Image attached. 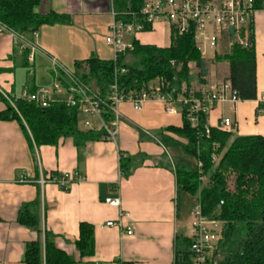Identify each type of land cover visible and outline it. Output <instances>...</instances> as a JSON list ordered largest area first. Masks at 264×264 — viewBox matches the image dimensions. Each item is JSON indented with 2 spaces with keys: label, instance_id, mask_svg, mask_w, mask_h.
Returning <instances> with one entry per match:
<instances>
[{
  "label": "crops",
  "instance_id": "crops-1",
  "mask_svg": "<svg viewBox=\"0 0 264 264\" xmlns=\"http://www.w3.org/2000/svg\"><path fill=\"white\" fill-rule=\"evenodd\" d=\"M111 10L110 0H43L39 13L52 11L69 18V23L43 26L31 41L37 51L32 56L29 52V57L10 32L0 30V87L19 99L25 91L34 93L60 81L56 70L47 84L37 77L38 60L56 63L71 73L77 62L93 57L114 61V52L106 43L113 23ZM259 14L254 18L257 100L241 101L234 108L217 105L208 115L211 128L219 126L223 118L233 120L236 136H264V14ZM136 40L166 49L171 44V30L159 21ZM205 62L208 74L204 82L191 65L190 89L197 93L220 85L229 76L228 64L215 59ZM260 105L263 111L258 115ZM227 108L233 111V118L227 116ZM6 110L7 103L0 102V264H25L26 246L38 236L22 226L19 217L34 203L38 206L31 211L40 220L43 239L45 232L52 234L55 246L75 264H176L179 238H191L192 214L199 202L176 176L179 168L196 170L197 159L181 146L165 147L158 139L168 128H182L183 115L178 109L168 115L161 103H145L141 111L124 103L119 107L122 119L116 141L102 139L77 146L67 138L56 147L33 149L19 122L1 119ZM80 129L86 130L81 125ZM123 156L134 161L127 178L120 170ZM64 174H78L83 180L70 189L40 183L41 178ZM108 199H119L121 207L109 206ZM121 212L130 215L123 225L132 230L131 236L107 227L120 220ZM83 223L94 228L92 258H81L76 248Z\"/></svg>",
  "mask_w": 264,
  "mask_h": 264
},
{
  "label": "trees",
  "instance_id": "trees-1",
  "mask_svg": "<svg viewBox=\"0 0 264 264\" xmlns=\"http://www.w3.org/2000/svg\"><path fill=\"white\" fill-rule=\"evenodd\" d=\"M42 1L0 0V24L31 42L43 26L69 23V18L52 11L39 13ZM145 1L115 0V8L120 13H140ZM263 6L264 0H261L256 8ZM151 28L148 26L146 31ZM247 32L250 47L239 44L236 34L230 32L222 38L215 57L219 63H228L226 80L242 102L258 98L254 20ZM133 46L134 50L122 56L117 64L93 57L77 62L73 73L102 96H106L115 82L125 92L147 89L157 79L163 80L169 91L180 89L183 83L190 89L191 65L198 69L200 82L207 77L206 62L196 46L194 32L180 35L171 29V44L166 49L142 45L137 40L133 41ZM25 55L29 57V51H25ZM120 67L127 73L117 77L115 71ZM58 79L66 84L62 75ZM16 107L18 112L7 104L1 119L19 122L32 149L56 147L61 139L67 138L77 146L105 140L103 131L80 129L79 113L65 104L38 108L18 100ZM258 111L260 115L262 105ZM234 128L223 129L221 125L211 128L206 115H201L198 127L193 128L184 113L182 128H168L158 139L165 147L181 146L201 165L196 170L179 168L176 176L187 193L198 197L203 216L222 225V239L206 264H264V136H236ZM215 157L220 160L216 161ZM133 162L131 158L121 157L123 177L132 174ZM37 206V203L27 206L19 217V223L33 229L38 236L26 246L25 264H75L55 246L52 234L45 232L43 239L40 220L31 211ZM178 243L176 264H191L192 239L179 238ZM76 248L83 259L94 256L95 237L91 225L83 223L80 226Z\"/></svg>",
  "mask_w": 264,
  "mask_h": 264
},
{
  "label": "built area",
  "instance_id": "built-area-1",
  "mask_svg": "<svg viewBox=\"0 0 264 264\" xmlns=\"http://www.w3.org/2000/svg\"><path fill=\"white\" fill-rule=\"evenodd\" d=\"M110 1L113 23L106 43L114 52L115 64L122 56L134 50L133 41L139 34L147 32L148 26H153L159 21L165 22L170 30L174 29L180 35L194 32L196 46L203 58L205 57L204 50L213 52L215 58L221 48L222 38L230 32L236 34L239 44L250 47L247 39L248 26L253 22L258 12L264 11V6L262 9L256 8L261 0H146L140 13H120L115 8V0ZM0 30L10 32L1 24ZM10 33L20 51H29L31 56L37 51L32 42L14 32ZM242 33H244V37H241ZM232 45L231 42L229 46ZM54 65L56 73L58 76L64 77L66 84L58 81L54 89L41 88L34 93L25 91L19 99L0 87V102H6L16 112H18L16 107L18 100L33 104L38 108H47L54 103L65 104L77 110L84 129L103 131L105 140L113 142L116 141L122 119L119 107L124 103L131 104L136 111H141L144 104L148 102L161 103L165 106L168 115L175 114L177 105H180L183 108L182 115L186 113L191 126L196 128L199 125L200 116H208L215 106L228 105L234 108L241 102L237 92L227 80L218 86L198 93L189 89L184 83L180 89L169 91L168 86L160 79H157L147 89L131 92L121 90L118 83L115 82L106 96H102L82 82L74 73L63 70L56 63ZM115 72L117 77L127 73L126 69L121 67L116 68ZM60 90L66 93L64 101L54 99L56 91L60 92ZM94 123L98 124V128L94 127ZM220 125L223 129H230L234 127V122L229 118H223ZM206 133L207 135L210 133L207 126ZM215 160L217 161L218 157H215ZM198 168H201L200 164ZM82 180L78 174H64L61 177L41 178L40 183L42 186L52 183L62 189H70L74 183ZM106 204L115 208L121 207L119 199H108ZM192 216L191 249L193 258L191 264H206L209 256L217 249L222 239V225L205 218L199 204L194 209ZM129 217L128 213L121 212L120 220L107 223V227L125 230L126 234L131 236L132 230L123 225V220Z\"/></svg>",
  "mask_w": 264,
  "mask_h": 264
},
{
  "label": "rangeland",
  "instance_id": "rangeland-1",
  "mask_svg": "<svg viewBox=\"0 0 264 264\" xmlns=\"http://www.w3.org/2000/svg\"><path fill=\"white\" fill-rule=\"evenodd\" d=\"M150 1H157V0H150ZM262 12H264V11H262ZM260 13V14H259ZM258 14L259 15H263L264 13H261V11L260 12H258L257 13V15H256V17L258 16ZM204 53H205V57H204V59L206 60V61H208V62H211V61H213L215 58H214V53L213 52H211V51H209V50H204L203 51ZM217 62V61H216ZM217 63H219V62H217ZM228 64V63H226V62H223V63H221V64ZM51 64V65H50ZM222 68V67H221ZM31 69L32 70H34V68H33V64H31ZM192 69H195V67L193 66V68ZM56 70V67H55V65H52V63H47V62H43V61H40L39 62V60L37 61V65L35 66V71H36V74H37V77H39L42 81H44L45 80V83L47 84L48 83V81H49V78H52V76H51V72L52 71H55ZM223 70V68L221 69V72H223L222 71ZM227 70V69H226ZM193 72V74H194V70L192 71ZM26 74H27V71L25 70L24 71V84H25V82H26ZM23 84V85H24ZM56 84H57V82H55L51 87H47V88H43V89H54L55 88V86H56ZM65 92L64 91H62L61 92V90H60V94H59V91H56V94H55V96H56V98H61V100L62 101H64L65 99H66V96H65ZM64 96H65V98H64ZM64 98V99H63ZM177 109L179 110V114L181 115L182 114V111H183V108H182V106H180V105H177ZM232 110L230 109V108H227L226 109V114H227V116H229V117H231V118H233V116H232ZM211 120L212 121H215L214 120V118L213 117H211ZM233 121V120H232ZM214 124H215V122H213ZM81 125V127L83 128V126H82V124H80ZM95 125H96V123H94V127H95ZM215 125H218V122L216 121V124ZM234 133H235V128H234ZM218 160H220V158L218 157ZM206 184H208V181H206V183H205V185ZM222 227V226H221Z\"/></svg>",
  "mask_w": 264,
  "mask_h": 264
}]
</instances>
